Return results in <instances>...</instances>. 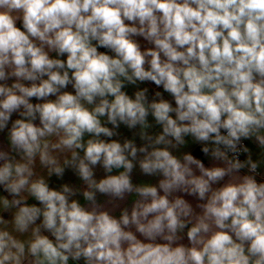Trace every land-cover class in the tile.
Returning a JSON list of instances; mask_svg holds the SVG:
<instances>
[{
  "label": "clouds",
  "instance_id": "clouds-1",
  "mask_svg": "<svg viewBox=\"0 0 264 264\" xmlns=\"http://www.w3.org/2000/svg\"><path fill=\"white\" fill-rule=\"evenodd\" d=\"M0 264H264V0H0Z\"/></svg>",
  "mask_w": 264,
  "mask_h": 264
},
{
  "label": "crops",
  "instance_id": "crops-1",
  "mask_svg": "<svg viewBox=\"0 0 264 264\" xmlns=\"http://www.w3.org/2000/svg\"><path fill=\"white\" fill-rule=\"evenodd\" d=\"M198 154V153H197Z\"/></svg>",
  "mask_w": 264,
  "mask_h": 264
}]
</instances>
